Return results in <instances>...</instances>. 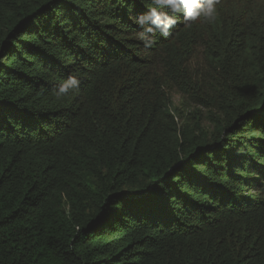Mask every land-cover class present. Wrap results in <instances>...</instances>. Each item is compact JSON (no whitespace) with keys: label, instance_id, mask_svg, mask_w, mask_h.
Masks as SVG:
<instances>
[{"label":"trees","instance_id":"obj_1","mask_svg":"<svg viewBox=\"0 0 264 264\" xmlns=\"http://www.w3.org/2000/svg\"><path fill=\"white\" fill-rule=\"evenodd\" d=\"M236 3L145 48L152 0H0V264H264V11Z\"/></svg>","mask_w":264,"mask_h":264},{"label":"clouds","instance_id":"obj_2","mask_svg":"<svg viewBox=\"0 0 264 264\" xmlns=\"http://www.w3.org/2000/svg\"><path fill=\"white\" fill-rule=\"evenodd\" d=\"M217 2L218 0H152L155 6L149 7L145 14L134 18V23L144 30L140 36L143 46L150 48L155 44V40L146 33L158 30L162 36L168 37L170 30L177 23V13H183L185 22L189 24L197 21L215 23L218 18ZM80 84L81 80L77 76H70L59 84L57 95L66 96L72 90L78 89Z\"/></svg>","mask_w":264,"mask_h":264},{"label":"rangeland","instance_id":"obj_3","mask_svg":"<svg viewBox=\"0 0 264 264\" xmlns=\"http://www.w3.org/2000/svg\"><path fill=\"white\" fill-rule=\"evenodd\" d=\"M229 2H237L236 7L243 9L244 16L250 11L253 14L259 9L264 11V0H229ZM216 7L219 8L218 5H216ZM231 14L237 17L236 8L232 10ZM194 51L195 56L190 62V72L197 80L201 81L203 78L208 82L211 78L209 77L210 71L207 72L209 65L204 58L203 47L199 44L195 47ZM169 92L176 107V114L180 125L190 126L194 131L200 130L207 135L211 134L214 129V119H216L219 114L203 105H198L195 100L183 95L176 89H169ZM206 139L208 140L207 136L204 140Z\"/></svg>","mask_w":264,"mask_h":264}]
</instances>
